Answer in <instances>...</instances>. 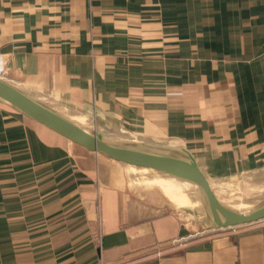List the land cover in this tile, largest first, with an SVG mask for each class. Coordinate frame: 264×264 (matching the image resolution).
Wrapping results in <instances>:
<instances>
[{"label": "crops", "instance_id": "crops-1", "mask_svg": "<svg viewBox=\"0 0 264 264\" xmlns=\"http://www.w3.org/2000/svg\"><path fill=\"white\" fill-rule=\"evenodd\" d=\"M0 77L221 183L264 176V0H0ZM130 172L0 99V264H264V219L189 226Z\"/></svg>", "mask_w": 264, "mask_h": 264}, {"label": "water", "instance_id": "water-1", "mask_svg": "<svg viewBox=\"0 0 264 264\" xmlns=\"http://www.w3.org/2000/svg\"><path fill=\"white\" fill-rule=\"evenodd\" d=\"M0 99L86 151L119 163L130 170L132 168L153 169L192 183L196 186L198 194L210 211L212 224L216 227L249 224L264 219V199H256L254 201L257 203L247 205L246 200L248 201V199L244 201L240 198H233L245 203L241 209L222 204L216 193L224 191V185L216 179L212 180L187 152L183 153V156H177L158 152L148 143L110 142L104 139L98 130L88 131L80 127L48 103L2 77H0ZM164 148L171 149L167 146Z\"/></svg>", "mask_w": 264, "mask_h": 264}, {"label": "rangeland", "instance_id": "rangeland-1", "mask_svg": "<svg viewBox=\"0 0 264 264\" xmlns=\"http://www.w3.org/2000/svg\"><path fill=\"white\" fill-rule=\"evenodd\" d=\"M47 103L49 105H52L51 102H47ZM84 125L89 130H93V129L98 130L99 132L102 133V135L105 138L112 140L125 139L124 137H119V136L117 137L114 134L112 135L110 132L102 131L107 128L97 129L96 127H94L93 123L86 122L84 123ZM151 146L155 147L153 149H155L158 152H165L177 156L184 155L182 152H180L177 149L173 150V148L172 149L164 148V145H157L152 143ZM130 173L131 176H133V180L135 181V183H139L140 185H146V187H148L149 190L156 192L157 196L159 195L163 199V202L169 203L173 207V209L177 210L178 212H184L183 215L186 217L185 220L188 222L189 226L198 227L202 223L212 224L211 213L206 207L200 195L195 194L193 197L195 201H189L187 203L186 202L184 203L183 200L180 199L181 197L179 196L180 194H178V192L174 193L175 185L172 184L170 181H167L168 179L164 177L168 174L155 170L154 171L155 177L157 180H159V182H157L156 180H153L154 176L149 171H145L139 168H132ZM248 178L249 177H247L246 178L247 180L245 179L246 181L242 182L241 184L225 183L223 181H222L223 183H221L219 181L225 187V189H223L224 191L222 192H224L228 197L231 198H240L244 201L245 199H248V201L246 200V202H248L247 205H252L257 203V201H254L256 199L259 200L264 199V176L251 180H249Z\"/></svg>", "mask_w": 264, "mask_h": 264}, {"label": "bare ground", "instance_id": "bare-ground-1", "mask_svg": "<svg viewBox=\"0 0 264 264\" xmlns=\"http://www.w3.org/2000/svg\"><path fill=\"white\" fill-rule=\"evenodd\" d=\"M61 114V113H60ZM63 115V114H62ZM65 116V115H63ZM66 117V116H65ZM67 119H69L68 117H66ZM71 120V119H69ZM72 122L76 123L77 125H79L80 127L88 130L87 128H85L83 125H81L80 123L74 121V120H71ZM88 131H91V130H88ZM104 137V136H103ZM104 139L110 141V142H114V143H145L147 144V140L144 139V138H134V139H123V140H112V139H108V138H105ZM166 146H170L172 147L173 145L171 144H166ZM174 147V146H173ZM169 175V174H168ZM166 176V179L167 181H170L172 183H174V181L176 182V184L180 187H178L181 191H183L184 195H185V202H189V201H195V199L193 198L195 194H198V190L196 188L195 185H193L192 183L188 182V181H184V180H181V179H178V178H175L173 176L172 180L170 176ZM199 195V194H198ZM198 199V198H197ZM235 209H241V208H235Z\"/></svg>", "mask_w": 264, "mask_h": 264}]
</instances>
